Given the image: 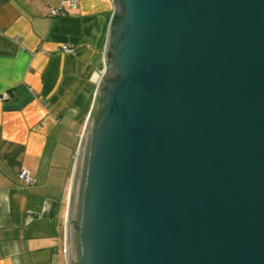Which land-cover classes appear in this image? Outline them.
<instances>
[{
    "label": "water",
    "instance_id": "obj_1",
    "mask_svg": "<svg viewBox=\"0 0 264 264\" xmlns=\"http://www.w3.org/2000/svg\"><path fill=\"white\" fill-rule=\"evenodd\" d=\"M114 4L67 264H264V0Z\"/></svg>",
    "mask_w": 264,
    "mask_h": 264
},
{
    "label": "crops",
    "instance_id": "obj_2",
    "mask_svg": "<svg viewBox=\"0 0 264 264\" xmlns=\"http://www.w3.org/2000/svg\"><path fill=\"white\" fill-rule=\"evenodd\" d=\"M75 1L52 18L60 0H0V264H67L72 170L115 11Z\"/></svg>",
    "mask_w": 264,
    "mask_h": 264
},
{
    "label": "built area",
    "instance_id": "obj_3",
    "mask_svg": "<svg viewBox=\"0 0 264 264\" xmlns=\"http://www.w3.org/2000/svg\"><path fill=\"white\" fill-rule=\"evenodd\" d=\"M68 3L69 6L73 9L76 8V1L75 0H60V5L57 8H48V14L50 17L52 18H58L62 15H64V4ZM64 51H69L70 48H68L67 46L63 47ZM11 99V94L10 93H5L0 95V102L1 101H7ZM20 177L25 180L29 185L33 184L34 181L32 180V178L30 177V174L26 171V170H22L20 173Z\"/></svg>",
    "mask_w": 264,
    "mask_h": 264
}]
</instances>
